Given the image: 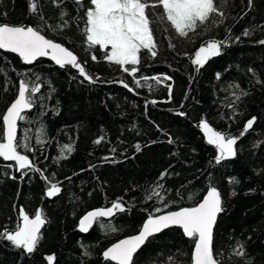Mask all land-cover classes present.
<instances>
[{
    "label": "trees",
    "instance_id": "16d2710c",
    "mask_svg": "<svg viewBox=\"0 0 264 264\" xmlns=\"http://www.w3.org/2000/svg\"><path fill=\"white\" fill-rule=\"evenodd\" d=\"M35 2L38 14L29 11V0H0V24L39 27L46 38L72 50L95 83L70 66L61 68L48 59L26 65L0 50V116L16 97L21 79L39 77L42 84L34 107L19 121L17 137L23 142L27 133L33 151H20L43 173L29 171L21 179L15 164L10 168L0 159V229L15 227L21 206L30 217L39 209L47 218L32 254L0 241V264H48V255L55 257L52 264H109L104 249L135 234L153 207L163 206L156 198H145L157 184L163 185L157 190L165 202H176L168 210L192 206L209 184L217 187L224 208L213 232L217 258L221 264H264V44L259 43L264 40V0H216L224 17L216 16V24L187 37L156 15L162 8L147 9L158 54L153 58L147 50L140 53L135 80L143 86L106 61L99 46L86 50L81 17L88 0L83 6L74 0ZM62 12L67 15L62 17ZM64 21L68 26L60 27ZM211 39L226 44L221 55L196 72L194 54ZM143 77L149 78L147 84ZM151 77L162 82L156 84ZM252 117V128L240 136ZM202 119L217 131L240 137L235 158L214 163L217 150L198 127ZM41 129L44 142L38 144ZM100 137L101 143H94ZM64 145L73 151H62ZM232 177L238 183H229ZM50 183L61 188L51 198L45 195ZM121 197L124 212L99 218L87 232L79 230L84 213L110 207ZM239 244L244 257L233 254ZM192 249V241L172 227L150 237L135 253L133 264H190Z\"/></svg>",
    "mask_w": 264,
    "mask_h": 264
},
{
    "label": "snow or ice",
    "instance_id": "6c2138e0",
    "mask_svg": "<svg viewBox=\"0 0 264 264\" xmlns=\"http://www.w3.org/2000/svg\"><path fill=\"white\" fill-rule=\"evenodd\" d=\"M53 2L56 3L57 0H53ZM74 2L79 6L84 5V0H74ZM158 7L162 8V12L156 13V15L161 20L168 22L180 37H187L190 32L206 29L209 25L216 24V16L224 17V12L218 7L216 0H88L84 17H81L84 21L83 34L86 38V50L90 51L99 46V49L104 52L106 61L119 66L123 72L129 73L135 80V74L139 70L137 66L141 63V51L147 50L153 58L158 54L157 43L146 11L149 8L156 9ZM29 11L32 14H38L35 0H29ZM65 15H67L66 12L61 13L62 17ZM39 19L43 21L44 18L39 16ZM67 26L68 21H64L60 27ZM244 35L247 36L250 33L245 31ZM259 43L264 44V40ZM225 44L226 41L215 39L202 44L196 50L194 59L191 61L196 66V72H199L209 59L221 55L222 46ZM170 46L174 47V45ZM0 50L17 54L26 65L33 64L39 58L48 57L59 67L70 66L76 69L85 80L95 83L93 77L79 62L78 56L61 43L46 38L39 27L0 24ZM91 59L96 61L97 56L92 54ZM217 78L219 79V74H217ZM151 79L156 84L162 82L160 77H151ZM164 79L171 80V77L165 76ZM38 80L39 77L35 81L21 79L16 98L0 116V120H2L0 158L15 162L16 171L21 173V179L27 176L29 171L40 172L43 176L42 171L30 161L29 156L20 151H33L27 142L29 140L27 133L23 142L17 137V122L25 119V115L22 113L34 107L36 94L41 90L42 84L38 83ZM143 80L147 84L149 78L143 77ZM120 83L123 87L129 88L127 83L123 81ZM135 83L137 86H143L139 80H135ZM147 86L150 89L152 87V85ZM167 87L169 98H171L172 87L170 84ZM232 87L238 88L239 86L233 85ZM129 91L132 89L129 88ZM246 94L240 93V95ZM233 95H236L235 92ZM239 98L237 95L236 99ZM151 103L155 104L156 101L153 100ZM178 115L183 116L185 113L179 112ZM255 121L256 117L249 119L240 136L245 135ZM198 127L206 137L207 144L214 145L217 150V155L214 157L215 164L219 165L222 161L235 158L237 150L234 146L240 137H233L217 131L203 119L199 122ZM41 135H43L42 129L38 130L36 141L38 144L44 142L40 139ZM103 139L100 137L94 143L99 144ZM169 143H172L171 139ZM136 150L140 151L139 144L136 145ZM62 151L71 153L73 147L64 145ZM8 167L11 168L13 165L9 164ZM167 174L166 171L161 173L160 179L163 180ZM11 178L16 179L15 176ZM43 178L48 180V177ZM229 183L235 184L238 181L232 177L229 179ZM157 189H163V185L157 184L145 198L146 200L156 198L158 203L163 206L153 207L138 233L113 243L102 253L103 259L109 264H133L134 254L150 237L165 229L178 227L182 230L183 235L193 243L190 264H221L213 249V229L218 216L224 211L222 195L218 188L209 184L202 199L192 206L179 207L177 210H168L176 202H165V198ZM60 191L61 188L57 183H50L45 195L51 198ZM232 194L235 195L234 192ZM122 201V197L117 198L110 207L87 212L79 221V230L87 232L93 222L98 221L99 218H110L117 212H124L126 209ZM46 223L47 218L41 210H36L34 216L30 217L29 213L21 206L15 227L9 229L4 226L3 229H0V241L9 242L15 249H22L25 254H32L36 251L42 238L41 228ZM104 227L111 231L117 230L110 225ZM233 254L244 257L243 244H239ZM54 259V255L46 256L48 264H52Z\"/></svg>",
    "mask_w": 264,
    "mask_h": 264
},
{
    "label": "water",
    "instance_id": "95a60500",
    "mask_svg": "<svg viewBox=\"0 0 264 264\" xmlns=\"http://www.w3.org/2000/svg\"><path fill=\"white\" fill-rule=\"evenodd\" d=\"M53 41H54V40H53ZM54 42H56V41H54ZM57 43H59V42H57ZM5 52H6V51H5ZM9 53H11V52H9ZM12 54H15V53H12ZM15 55L18 56L17 54H15ZM18 57H19V56H18ZM19 58H20V57H19ZM39 59H48V60H51V59L48 58V57H42V58H39ZM39 59H38V60H39ZM51 61H52V60H51ZM35 62H36V61H35ZM35 62H34V63H35ZM86 81H87V80H86ZM19 82H20V81H19ZM17 94H18V90H17ZM17 94H16V96H17ZM15 98H16V97H15ZM15 98H14V99H15ZM14 99H13V101H14ZM13 101H12V102H13ZM12 102H11V103H12ZM11 103H10V104H11ZM10 104H9V106H10ZM6 109H7V108H6ZM5 111H6V110H5ZM5 111H4V112H5ZM28 111H29V110H25V112L22 113V114H25V113L28 112ZM17 123L19 124V121H18ZM201 131H202V130H201ZM17 132H18V129H17ZM202 133H203V132H202ZM204 137H205V136H204ZM205 139H206V137H205ZM212 146L215 147L214 145H212ZM215 149H216V148H215ZM0 159H1L4 163H9V164L12 163V164H15V162H13V161H5V160H3V158H0ZM99 208H106V207H97V208L91 209V210H89V211H92V210H95V209H99ZM89 211H87V212H89ZM87 212H86V213H87ZM86 213H84V214L81 216V218H82ZM81 218H80V219H81ZM102 218H104V217H102ZM110 218H111V217H110ZM104 219H108V218H104ZM79 221H80V220H79ZM94 224H95V222H93V224H92L91 227H93ZM142 224H143V223H142ZM141 226H142V225H141ZM141 226H140V228H141ZM91 227L89 228V230L91 229ZM140 228H139V229H140ZM177 228H178V227H177ZM214 228H215V226H214ZM41 230H42V228H41ZM89 230H88V231H89ZM165 230H166V229H165ZM138 231H139V230H138ZM138 231H137L135 234H137ZM163 231H164V230H163ZM181 231H182V230H181ZM213 232H214V229H213ZM135 234H132V235H135ZM158 234H159V233H158ZM132 235H129V236H132ZM155 235H157V234H155ZM129 236H126V237H129ZM126 237H123V238H121V239H124V238H126ZM186 238H187V237H186ZM121 239H119V240H121ZM119 240H117V241H115V242H113V243H116V242H118ZM113 243H112V244H113ZM145 243H146V242H145ZM112 244H110L108 247H110ZM108 247H107V248H108ZM142 247H143V246H142ZM107 248H105L104 251H105ZM140 249H141V248H140ZM104 251H103V252H104ZM138 251H139V250H138ZM134 255H135V254H134Z\"/></svg>",
    "mask_w": 264,
    "mask_h": 264
}]
</instances>
